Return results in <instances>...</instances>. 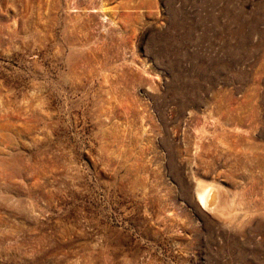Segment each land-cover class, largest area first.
I'll use <instances>...</instances> for the list:
<instances>
[{"label": "rangeland", "instance_id": "1", "mask_svg": "<svg viewBox=\"0 0 264 264\" xmlns=\"http://www.w3.org/2000/svg\"><path fill=\"white\" fill-rule=\"evenodd\" d=\"M0 264H264V0H0Z\"/></svg>", "mask_w": 264, "mask_h": 264}, {"label": "bare ground", "instance_id": "2", "mask_svg": "<svg viewBox=\"0 0 264 264\" xmlns=\"http://www.w3.org/2000/svg\"><path fill=\"white\" fill-rule=\"evenodd\" d=\"M215 183V182H214ZM207 184V183H206ZM200 185V184H199ZM202 185V184H201ZM207 186H210L207 184ZM213 186V185H212ZM215 186V185H214ZM206 187V185H205ZM203 187V188H205ZM219 188V187H216ZM216 188L214 187H208L205 189H201L198 190V194H197V198L199 200V202L201 203V205L206 208L209 209V211H215V210H220L218 209V206L220 205V190L218 191ZM222 190V189H221ZM223 191V190H222ZM224 197V196H223ZM225 199V198H222ZM225 201V200H224ZM228 203V202H227ZM223 205V204H222ZM220 207V206H219ZM224 208V206H223ZM225 210V209H224ZM225 212H227L225 210ZM231 213V212H230ZM221 214V213H220ZM228 214V213H227Z\"/></svg>", "mask_w": 264, "mask_h": 264}]
</instances>
